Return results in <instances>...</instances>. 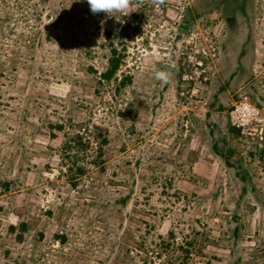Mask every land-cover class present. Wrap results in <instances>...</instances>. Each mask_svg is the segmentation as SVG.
<instances>
[{
  "label": "rangeland",
  "instance_id": "obj_1",
  "mask_svg": "<svg viewBox=\"0 0 264 264\" xmlns=\"http://www.w3.org/2000/svg\"><path fill=\"white\" fill-rule=\"evenodd\" d=\"M236 1L0 0V264H264V133L231 121L264 110V0Z\"/></svg>",
  "mask_w": 264,
  "mask_h": 264
},
{
  "label": "clouds",
  "instance_id": "obj_2",
  "mask_svg": "<svg viewBox=\"0 0 264 264\" xmlns=\"http://www.w3.org/2000/svg\"><path fill=\"white\" fill-rule=\"evenodd\" d=\"M86 2L90 7V11L94 15L104 13L109 16H115V17H116L115 15L116 13H121V14L125 13L130 6V0H86ZM129 13L130 12H127V15ZM117 20L123 22V18ZM155 78L166 85L170 83L171 71L170 70L157 71L155 73Z\"/></svg>",
  "mask_w": 264,
  "mask_h": 264
},
{
  "label": "built area",
  "instance_id": "obj_3",
  "mask_svg": "<svg viewBox=\"0 0 264 264\" xmlns=\"http://www.w3.org/2000/svg\"><path fill=\"white\" fill-rule=\"evenodd\" d=\"M198 66L202 65V62H197ZM244 94L242 93V96ZM249 96H244L245 100H243V103L241 106H235L234 111L232 112V125L234 127H236L237 123L235 120H233V115H240L241 116V121L239 122V124L241 126H238V129H241V132L248 133L247 130L249 129V124L251 123H256L258 127H260L262 129V133H264V110H261L259 108L254 107L253 105H251L249 103ZM262 113V115H261ZM261 116V117H259ZM237 128V127H236ZM261 133V134H262ZM260 139L263 141L264 140V136H261ZM263 144V145H262ZM260 145H258V147L260 146V149L264 148V143H262Z\"/></svg>",
  "mask_w": 264,
  "mask_h": 264
},
{
  "label": "trees",
  "instance_id": "obj_4",
  "mask_svg": "<svg viewBox=\"0 0 264 264\" xmlns=\"http://www.w3.org/2000/svg\"><path fill=\"white\" fill-rule=\"evenodd\" d=\"M235 2H237L236 0H234ZM138 17V15L136 16ZM111 33V32H109ZM109 37V35H108ZM113 41V39L111 40V42ZM122 56L123 54L121 52H119V49H117L116 47H113L112 51H111V58H110V68L108 71H106L103 75L104 77H106L107 80H110L114 75L115 73L117 72L120 64H121V59H122ZM194 87V86H193ZM55 126V124H54ZM108 142L107 141H104V144H107ZM252 151L254 153H260L261 155L264 154V148L263 149H260L258 147V144H256V149H252ZM63 152L65 154H67V150H63ZM68 157H71L69 154L66 155V158ZM4 185H7L8 183L6 182H2ZM126 202V199L123 200V204H125ZM64 238L62 237V240Z\"/></svg>",
  "mask_w": 264,
  "mask_h": 264
}]
</instances>
